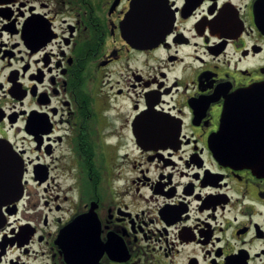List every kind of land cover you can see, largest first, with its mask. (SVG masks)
Returning a JSON list of instances; mask_svg holds the SVG:
<instances>
[{
  "label": "flooded vegetation",
  "instance_id": "obj_1",
  "mask_svg": "<svg viewBox=\"0 0 264 264\" xmlns=\"http://www.w3.org/2000/svg\"><path fill=\"white\" fill-rule=\"evenodd\" d=\"M135 1L0 0V144L24 164L0 264H264V107L244 165L211 145L264 84V0H140L126 32Z\"/></svg>",
  "mask_w": 264,
  "mask_h": 264
},
{
  "label": "water",
  "instance_id": "obj_2",
  "mask_svg": "<svg viewBox=\"0 0 264 264\" xmlns=\"http://www.w3.org/2000/svg\"><path fill=\"white\" fill-rule=\"evenodd\" d=\"M154 11H147L145 2L135 1L131 5V12L124 23L126 32L134 21H149L154 18ZM139 27V26H138ZM264 107V84L257 85L237 93L229 100L223 110L219 130L212 139V149L215 158L224 165H244L247 154L243 145V133L246 123V110ZM252 107L250 109H246ZM23 161L12 150L10 145L0 144V228L4 225L5 217L2 207L17 201L22 194ZM84 219L80 216L62 229L59 244L65 236H72L73 246L81 251L85 235Z\"/></svg>",
  "mask_w": 264,
  "mask_h": 264
},
{
  "label": "rangeland",
  "instance_id": "obj_3",
  "mask_svg": "<svg viewBox=\"0 0 264 264\" xmlns=\"http://www.w3.org/2000/svg\"><path fill=\"white\" fill-rule=\"evenodd\" d=\"M70 183V180L66 177V179L62 182V184H60V188H55L56 191L58 192H62L64 194V192L66 193V188H67V184ZM66 195H68V192L66 193Z\"/></svg>",
  "mask_w": 264,
  "mask_h": 264
}]
</instances>
